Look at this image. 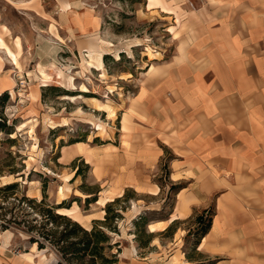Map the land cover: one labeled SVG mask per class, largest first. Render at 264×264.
<instances>
[{"label":"rangeland","instance_id":"374dc122","mask_svg":"<svg viewBox=\"0 0 264 264\" xmlns=\"http://www.w3.org/2000/svg\"><path fill=\"white\" fill-rule=\"evenodd\" d=\"M187 5L194 3L0 0V114L11 130L0 132V175L21 176L0 184V232H12L0 264H29L22 253L30 252L33 242L53 264H101L99 255L93 261L89 254L62 250L69 241L84 242L80 230L72 231L73 222L108 234L99 246L104 256L115 258L112 264L124 261L125 250L148 264H166L175 249V262L183 249L198 256L195 248L208 214L190 210L188 192L181 193L183 179H172L174 154L163 147L157 163L150 157L142 162L133 143L138 91L150 83L156 64L174 54ZM92 46L104 53L103 72L88 65ZM42 69L50 74L46 80ZM125 113L128 130H123ZM67 148L84 156L61 158ZM30 189L38 196L29 195ZM112 194V200L98 202ZM62 202L68 208L65 218L56 216ZM76 210L83 220H76ZM174 215L169 228L150 231V224Z\"/></svg>","mask_w":264,"mask_h":264},{"label":"crops","instance_id":"0c3cea01","mask_svg":"<svg viewBox=\"0 0 264 264\" xmlns=\"http://www.w3.org/2000/svg\"><path fill=\"white\" fill-rule=\"evenodd\" d=\"M189 1L174 54L137 96L138 157L157 163L170 149L172 179L210 220L198 256L183 249L175 262V249L166 264H264V0ZM67 149L68 160L84 156ZM123 259L148 264L126 250Z\"/></svg>","mask_w":264,"mask_h":264},{"label":"bare ground","instance_id":"6f19581e","mask_svg":"<svg viewBox=\"0 0 264 264\" xmlns=\"http://www.w3.org/2000/svg\"><path fill=\"white\" fill-rule=\"evenodd\" d=\"M68 6V4H66V5H64V7H67ZM139 39V38H138ZM135 42V41H134ZM142 42V41H141ZM101 43V42H100ZM143 44V43H142ZM99 47H100V45H99ZM149 47V46H148ZM147 47V48H148ZM150 48V47H149ZM151 53V52H150ZM103 51L102 50H100L97 46H92L91 48H90V52H89V56H90V58L91 59H88L87 60V62H88V65L89 66H92V67H95V68H97V69H101V71H102V68H103ZM15 62L17 63V60L15 59ZM55 66V65H54ZM56 67V66H55ZM54 67V68H55ZM57 68V67H56ZM154 70V69H153ZM41 72H42V76H43V78L46 80L47 78H49L50 77V74L48 73V72H46L44 69H42L41 70ZM103 72V71H102ZM58 74H59V76L61 77V76H63V74H62V71H58ZM83 88L84 89H87V87L84 85L83 86ZM107 108H108V106H106ZM110 115L109 116H112V117H114L115 115H116V111L114 110V109H111L110 110V113H109ZM128 116L126 115L125 116V120H128V118H127ZM63 154H64V157L66 158V159H68L69 157H70V154L68 153V151H67V149L63 152ZM28 172V171H27ZM73 174V173H72ZM72 174H67V175H65L64 177H63V179H64V181L65 182H69L70 181V178H71V176H72ZM21 178V176H19V177H15V176H13L12 174H10V175H0V184L1 185H5V184H9V183H12V182H14V181H16V180H18V179H20ZM30 182V181H29ZM32 182V181H31ZM28 183V182H27ZM34 183V182H33ZM32 183V184H33ZM116 183V182H115ZM35 186V185H34ZM30 187V186H29ZM64 185H60L59 186V192H60V194H61V198H65V191H64ZM66 187H68L67 185H66ZM118 187H119V185H118ZM115 189L116 188H112L111 189V191L110 192H115ZM118 189V188H117ZM116 189V190H117ZM35 190L33 189H30L29 190V195H31V196H38V195H36L35 193L36 192H34ZM109 191V190H108ZM119 191V190H118ZM119 195H122V191H120L119 193H118ZM113 199V194L112 195H110V196H101L100 197V199L98 200V202L99 203H101V204H105L107 201H109V200H112ZM78 207V206H77ZM66 208H64V207H58L57 208V211L58 212H60V213H64V214H67V212H66ZM76 215H75V217H76V220H83V218H82V216L79 214V212L76 210V213H75ZM88 216V215H87ZM174 219H176V216L174 215V216H172L168 221L167 220H165L164 221V223L163 224H160V225H158V226H156V225H154V224H150V227H149V229L151 230V231H156V230H164V229H166L167 227H168V223H171ZM90 220V219H89ZM11 231H8V232H6L5 234L3 233V232H0V241H1V243H0V262H3V259H2V257H4V252L6 251V248H7V246H9L10 244H9V241H10V237H11ZM133 249V248H132ZM23 255H24V258H25V260L30 264H53L54 263V261L52 260V259H49L44 253H40V250L39 249H37V247H36V242H33L32 244H31V251L30 252H26V253H22ZM35 254H37L38 255V259L36 258V256L37 255H35ZM22 255V256H23ZM35 255V256H34ZM13 256V255H12ZM11 259H13V258H11ZM4 263V262H3ZM6 264H11V263H6ZM21 264H24V263H21Z\"/></svg>","mask_w":264,"mask_h":264},{"label":"trees","instance_id":"16d2710c","mask_svg":"<svg viewBox=\"0 0 264 264\" xmlns=\"http://www.w3.org/2000/svg\"><path fill=\"white\" fill-rule=\"evenodd\" d=\"M8 98V94H4L2 99L6 100ZM11 132L10 130V125L7 124V118L5 116H3L2 114H0V132ZM80 174V168H77L76 171V175ZM59 207H63V202L60 203ZM49 211H51L49 209ZM62 214H56V216L61 217V218H65V215ZM210 224V220H207V223L203 225V232L202 234H204L206 232V230L208 229ZM170 227V226H169ZM168 227V228H169ZM80 230L83 235H84V242L81 245L80 243L82 242V240L80 241H69L67 243H64L62 245V250L64 251L65 254L67 253H72V254H81L82 252L84 254H89L91 255L93 261L97 258V256L99 255L102 263L101 264H112L114 262H116L115 258H110L107 256H104V254H102V246H99V243L108 240V234H106L104 231L97 229L95 227H93L91 230L85 229L82 226H80L77 222H73V226H72V231H75V233ZM70 232H67V235H69ZM151 235V234H149ZM60 240H63V238H60ZM65 240V239H64ZM95 264V263H92Z\"/></svg>","mask_w":264,"mask_h":264}]
</instances>
